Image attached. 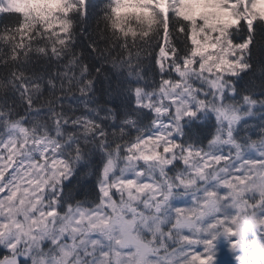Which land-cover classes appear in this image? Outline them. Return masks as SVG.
Masks as SVG:
<instances>
[{"label":"snow or ice","instance_id":"obj_1","mask_svg":"<svg viewBox=\"0 0 264 264\" xmlns=\"http://www.w3.org/2000/svg\"><path fill=\"white\" fill-rule=\"evenodd\" d=\"M0 264H264V0H0Z\"/></svg>","mask_w":264,"mask_h":264}]
</instances>
